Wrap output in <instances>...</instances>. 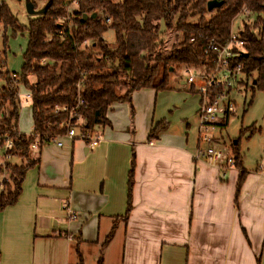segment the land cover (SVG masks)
I'll list each match as a JSON object with an SVG mask.
<instances>
[{"label": "crops", "instance_id": "1", "mask_svg": "<svg viewBox=\"0 0 264 264\" xmlns=\"http://www.w3.org/2000/svg\"><path fill=\"white\" fill-rule=\"evenodd\" d=\"M180 85L181 99L167 86L111 104L94 150L43 146L0 211V264H264V173L195 160L200 97Z\"/></svg>", "mask_w": 264, "mask_h": 264}, {"label": "trees", "instance_id": "2", "mask_svg": "<svg viewBox=\"0 0 264 264\" xmlns=\"http://www.w3.org/2000/svg\"><path fill=\"white\" fill-rule=\"evenodd\" d=\"M209 1L78 0V6L67 15L72 0H26L34 10L45 11L29 16L25 25L6 1L0 3V26L10 29L12 37L27 34L19 73L6 70L0 55V80L4 81L0 89V145L10 139L11 155L23 160L21 166H7L10 183L0 194V211L16 202L27 171L38 163L29 151L32 137L18 130L20 86L30 94L32 133L62 135L66 128L61 122L68 119V113H55L54 107L75 105L76 84L84 74L83 105L77 113L84 119L83 128L99 132L109 125L111 104H130L131 95L142 89L166 90L170 72L181 67H210L209 42H226L245 8L249 13L244 16L243 28L235 33L244 42L247 55L238 58L242 67L238 84L264 91V0H216L222 5L208 11ZM108 30L114 34L113 46L103 38ZM169 34L177 41L166 48ZM84 40L90 42L88 50L79 47ZM152 133L149 140L155 138ZM231 157L240 168L238 152L232 149ZM133 171L134 157L128 172L126 214L131 208ZM243 179L240 174L239 184ZM112 234L113 229L107 240Z\"/></svg>", "mask_w": 264, "mask_h": 264}, {"label": "built area", "instance_id": "3", "mask_svg": "<svg viewBox=\"0 0 264 264\" xmlns=\"http://www.w3.org/2000/svg\"><path fill=\"white\" fill-rule=\"evenodd\" d=\"M6 0H0V3ZM78 6V0H72V3L67 7L66 13L71 12ZM248 11L243 8L239 15H248ZM69 21V20H68ZM109 23V20H106ZM70 28V22H68ZM82 50H88L90 42L84 40L79 44ZM208 50L212 53L213 59L211 66L205 69V75L202 77L204 86L197 90L200 97V104L197 111L198 115V133L199 142L206 144L207 148L203 150L198 149L194 155L195 160L206 157L209 162L215 164L216 162L225 160L228 167H234L235 161L232 157H227L223 154V150L217 144L215 138V131L218 127H224L227 123L228 117L234 114V104L230 100V93L235 89L241 76V64L238 58L244 52V42L230 30L229 39L224 43H215L210 41ZM45 62L43 61L42 64ZM193 67L185 68L189 75L187 83L194 85V77L190 76ZM83 76L76 84L75 105L71 108L56 105L54 107L55 113H68V119L61 124H64L66 131L62 135H44L33 134L32 131L28 135L32 137L29 145L31 157L36 159L39 156L40 149L45 145H53L56 147H63V139L80 140L87 145L90 150H94L100 140L101 134L99 132H92L83 128L84 119L77 110L83 101L81 100V91L83 85ZM20 100V94L18 93ZM30 102V94L25 95V103ZM13 143L10 139L5 138L2 145H0V194L5 190V186L10 183V173L7 170L8 159L12 156ZM225 157V159H223ZM258 169L264 173V158ZM70 218H75L72 215Z\"/></svg>", "mask_w": 264, "mask_h": 264}, {"label": "rangeland", "instance_id": "4", "mask_svg": "<svg viewBox=\"0 0 264 264\" xmlns=\"http://www.w3.org/2000/svg\"><path fill=\"white\" fill-rule=\"evenodd\" d=\"M40 1V0H38ZM118 1V0H114ZM11 11L15 14L18 21L25 25L29 16L26 11V0H6ZM40 4H42L40 2ZM75 9V8H71ZM245 15H239L233 25V32L236 33L243 28V21ZM253 17H251V20ZM250 20V22H251ZM264 41V26L261 31ZM104 40L110 46L114 44V34L111 30H108L103 35ZM177 39L168 35V40L165 42L166 48H170ZM27 45V34L17 33L16 37L11 36L10 29H4L0 26V55L6 62V70L11 73H19L22 66V56L25 52ZM205 75L204 67L194 68L191 71L190 76L194 77L195 90H199L204 86L202 77ZM189 75L186 73L184 67L176 69L174 72H170L168 86L173 89L177 99H181L185 91V87L180 85L181 81H186ZM241 77V76H240ZM4 86V81L0 80V89ZM20 113L18 119V130L21 133L29 134L32 131L33 123L31 117V105L25 103V95L27 91L20 86ZM230 100L234 104V114L228 117L227 125L225 127H218L216 129L215 138L219 140L221 147H224V153H232V149L237 151L243 166L248 171H254L258 169V165L261 164L264 158V91L253 88L252 85L246 87L237 84L235 89L230 93ZM178 111H173L169 115V122L172 126H180L181 121L174 119L178 116ZM190 126L195 125L194 120H190ZM198 128V115L196 120ZM172 129L176 130L175 127ZM64 143V142H63ZM202 148H207L206 144L202 143ZM50 146V145H49ZM53 146V145H52ZM223 150V149H222ZM34 159V158H33ZM225 159V157H223ZM10 166H21L23 160L19 156H11L8 159ZM259 171V169H258Z\"/></svg>", "mask_w": 264, "mask_h": 264}, {"label": "water", "instance_id": "5", "mask_svg": "<svg viewBox=\"0 0 264 264\" xmlns=\"http://www.w3.org/2000/svg\"><path fill=\"white\" fill-rule=\"evenodd\" d=\"M221 5H222L221 2H218V1H216V0H211V1H209V2L207 3V10H208V11H211L212 9L218 8V7H220ZM26 11H27V13H28L29 15L32 16V15H36V14H41V13H43V12L45 11V8H43V9H41V10H39V11H36V10H34L33 4L30 3V2H27V3H26ZM93 17H95V15H92V18H93ZM86 18H88V16H87V15H83V19H86ZM241 56L246 57L247 55H246V53H241Z\"/></svg>", "mask_w": 264, "mask_h": 264}]
</instances>
